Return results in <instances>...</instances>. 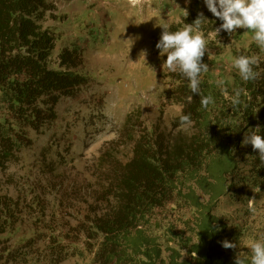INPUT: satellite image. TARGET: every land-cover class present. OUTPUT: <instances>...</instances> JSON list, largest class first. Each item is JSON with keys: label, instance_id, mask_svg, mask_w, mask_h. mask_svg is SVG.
<instances>
[{"label": "trees", "instance_id": "obj_1", "mask_svg": "<svg viewBox=\"0 0 264 264\" xmlns=\"http://www.w3.org/2000/svg\"><path fill=\"white\" fill-rule=\"evenodd\" d=\"M54 10L49 0H0L1 172L19 163L21 153L33 146L31 132L43 134L55 126L61 101H79V94L92 82L78 47L63 48L51 61L58 37L43 24ZM187 13L169 30H180L203 13L208 52L202 62L209 71L201 74L200 90L214 103L201 107L200 96L190 92L187 81L166 70L168 89L160 100L180 108L171 131L154 125L151 130L142 128L136 138L128 132L133 116L127 115L123 131L129 134L131 157L119 159L114 152L118 143L113 141L80 172L82 185L76 183L63 192L73 205V221L54 220V213L62 210L60 200L53 204L57 206L53 223L46 220L44 209L43 219L26 229L23 219L41 207L38 186L30 185L33 188L20 194L14 190V196L0 191V264H63L84 258L85 251L92 264H234L237 253L250 257L241 228L228 226L218 209L223 199L240 203L244 197L253 199L257 190L264 194L258 152L241 145L249 133L264 137V53L252 44L224 54L231 64L239 55L261 57L255 69L259 78L243 82L234 68L224 70L217 59L221 51L213 52L208 40L222 22L203 0H188ZM239 32L235 36L241 40ZM219 79L226 81L229 95L243 90L238 106L217 87ZM182 114L192 120L185 132L179 125ZM82 122L85 133L88 124ZM61 156L57 150L49 168L60 166ZM74 240L83 249L78 250ZM224 240L237 248H223Z\"/></svg>", "mask_w": 264, "mask_h": 264}, {"label": "rangeland", "instance_id": "obj_2", "mask_svg": "<svg viewBox=\"0 0 264 264\" xmlns=\"http://www.w3.org/2000/svg\"><path fill=\"white\" fill-rule=\"evenodd\" d=\"M49 1L55 10L46 16L43 25L58 37L51 61L55 62L63 48L78 47L84 58V71L92 82L79 94V101H61L56 108L55 126L43 134L31 132L33 146L21 153L19 163L6 172L0 171V191H8L11 196L15 195L14 190L20 194L38 186L36 198L43 208L30 210L31 216L23 219L26 229L39 223L43 215L53 223L52 214L57 207L53 206L60 200L63 206L58 209L62 210L54 213V220L57 224L73 221V205L67 203L63 192H68L66 190L76 183L82 185L80 172L92 165L101 149L106 144L110 148L109 144L117 141L114 152L126 161L132 150L131 142L126 140L129 134L137 138L142 128L151 130L154 125L169 133L171 121L180 114L179 107L168 106L160 100L168 89L167 69L162 66L165 56L160 55L155 45L163 31L158 25L178 24L184 16L183 10H188V0H139L135 5L132 0ZM239 30L241 40L235 36ZM245 31L237 29L229 34L221 30L217 36L209 35L213 52L221 51L222 56L217 59L224 70L232 67L231 62L224 59L229 49L255 44L251 31ZM161 105L167 106L161 109ZM129 114L133 116V127L128 134L123 128ZM82 120L88 124L85 133L81 129ZM57 150L62 153L60 162L63 163L49 168ZM7 182L9 188L4 186ZM44 209L46 214L40 215ZM218 214L228 226L241 228L247 247L264 234V194L259 190L253 193V199L244 197L240 203L223 199ZM83 216L85 213L80 217ZM44 226L39 224V228ZM74 242L78 250L83 249L82 243ZM85 255L63 264H92V257L86 251Z\"/></svg>", "mask_w": 264, "mask_h": 264}, {"label": "clouds", "instance_id": "obj_3", "mask_svg": "<svg viewBox=\"0 0 264 264\" xmlns=\"http://www.w3.org/2000/svg\"><path fill=\"white\" fill-rule=\"evenodd\" d=\"M208 11L222 23L214 30L215 36L221 30L232 34L237 29L252 31V41L261 53H264V0H203ZM135 5L139 0H132ZM184 11V16L188 13ZM207 21L200 13L192 24H184L180 30L170 31V25L162 24L163 31L155 47L160 50L161 56H166L163 67L170 73H177L187 81V87L192 94L200 96V105L207 108L214 103L211 95H201V74L209 71L208 65L203 63V57L208 52V44L203 33L202 26ZM259 55H239L234 57L232 68L236 70L240 79L247 83L255 81L261 75L255 69L260 65ZM217 87L225 94L233 106H238L242 89L234 90L229 95L226 81H216ZM179 125L182 129H189L192 125L190 115L182 114L179 117ZM242 146L251 145L253 151L258 152L261 167H264V137L256 132L244 135ZM225 249H236V243L224 240L221 242ZM250 257L236 254L234 264H264V234L254 239L249 246ZM184 255H187L185 252ZM196 254H192L195 257Z\"/></svg>", "mask_w": 264, "mask_h": 264}]
</instances>
